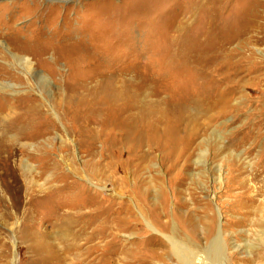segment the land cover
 I'll list each match as a JSON object with an SVG mask.
<instances>
[{
  "label": "rangeland",
  "instance_id": "rangeland-1",
  "mask_svg": "<svg viewBox=\"0 0 264 264\" xmlns=\"http://www.w3.org/2000/svg\"><path fill=\"white\" fill-rule=\"evenodd\" d=\"M249 8L244 2L214 6L209 0H0V19H11L13 24L10 35L0 38V65L5 67L0 73V106H8L1 117L10 121L33 103L37 120L46 124L34 133L37 141H18L30 143L21 157L36 174L26 172L20 161L6 167L19 211L7 219L0 210V264H45L29 241L36 224L30 223L27 210L34 198L71 184L78 188L74 190L80 192L78 197L86 191L91 201L116 212L124 201L132 208L129 223L112 232L118 253L113 264H184L175 256L171 238L196 251L193 264H264V182L252 179L264 162V121L255 134L248 135L245 128L258 120L251 114L256 116V105L245 104L238 114H226L205 132L190 136L185 130H172L170 141L176 146L195 136L185 154L175 151L170 160L158 152L139 169L118 174L98 156L102 140L96 144L86 138L99 130L91 124L96 117L93 105L107 99L114 85L146 84L143 98L149 106L156 101L151 89H169L176 81L183 84L175 81V75L191 76L195 59L210 65L209 57L219 54L226 27L237 29L246 23ZM256 10L263 13L264 7ZM204 23L208 36L194 40L203 35L199 30ZM259 27L246 36H258L256 43L230 49L251 55L260 70L255 76L262 79L264 21ZM27 38L47 42L50 53L43 59L55 62V67L34 61L32 70L23 67L19 57H36L26 49L21 52L31 48ZM180 58L187 62L180 63ZM259 89L244 94L256 101ZM260 116L264 118V110ZM2 127L7 129L0 119ZM45 205L40 218L54 214ZM94 208L64 210L76 214ZM38 229L49 234L47 241L55 247L81 246L75 260L89 245L45 219Z\"/></svg>",
  "mask_w": 264,
  "mask_h": 264
},
{
  "label": "bare ground",
  "instance_id": "bare-ground-1",
  "mask_svg": "<svg viewBox=\"0 0 264 264\" xmlns=\"http://www.w3.org/2000/svg\"><path fill=\"white\" fill-rule=\"evenodd\" d=\"M209 1L214 6L218 2L220 4H229L232 1L244 2V4L250 5V8L247 9L250 19L246 23H241L242 25L237 29H235V25H231L229 28L226 27L217 49L219 54L210 55V65L205 60L198 61L195 59L191 68V76L187 77L185 73L175 75V81L180 80L183 84L176 81L169 89L166 86L151 89L152 94L149 93L156 101L149 106L144 103L143 97L145 95L143 91L147 88L144 83L137 85L127 83L116 84L109 91L107 99H101L93 105L91 112L93 111L94 116L97 118L95 117L91 124L95 125L99 130L95 131L94 129V135L89 134L90 136L85 135V137L87 136L86 138L90 143H96L97 140H102V148L98 156L103 160L107 159L109 161L108 167L110 166L115 174L139 169L145 162L153 159L154 155L158 152L159 154H164L167 159H170L175 151L179 152V156L181 153L185 154L193 143L195 136L193 138L189 137L186 142L183 140L184 144L181 143L180 147V144L176 146L175 143H171L170 138L172 132H178L177 129H182V131L189 132L190 136L196 132H205L226 114H238L245 104L256 105V116L253 113L251 114L255 117V120L256 118L258 119L256 122H252L250 126L247 125L245 127L248 135L250 133L255 134L254 132L260 128H258V125L260 123L262 124V120L264 121V118H261L263 116H260V113L264 110V89H259L261 85H264V82H262L264 78L258 79L255 76L260 70L252 63L251 55L237 54L230 49L232 45L238 47L240 45H246L248 47L252 43H256L258 36L256 37L254 34V37L247 38L246 36L250 33H255L260 28L259 23L261 24L264 21V12L260 13L257 12L258 10L255 11V8L264 7V0ZM206 25H203L202 28L198 25L199 27L196 30L201 28L199 31L203 32V35L195 36L194 40L198 38L199 41L200 38H206L208 36V34L207 36L204 35L207 31ZM227 25H230V23ZM12 27L11 19H0V38L8 37L10 35L9 29ZM4 29H6L5 33L3 32ZM244 32L247 33L244 34ZM35 39L27 38L31 48L21 49V52H23V49H26L28 50V55L32 57L36 56L35 60H31L24 55L19 57V61L23 63V67L28 71L32 70L33 61L36 65L41 64L46 66L47 64L55 67V62L47 63L43 59L49 52L47 42ZM9 40L10 43L15 42V39L10 38ZM19 43L20 39L16 44L19 45ZM195 50L193 49L190 52V56ZM179 62L183 64L187 62V59L180 58ZM4 69L5 67L0 65V73ZM40 74L43 75L42 73ZM250 88L252 91L253 89H259L258 92L260 91V97L256 101L254 99L250 101V96L244 94ZM234 101L236 103L232 104ZM7 108L8 106L1 105L0 113ZM25 110V113L16 115L10 121L3 120L0 114L1 122L5 123V126L7 125V129L0 128V210L7 219H12L16 215V212L19 211V204L17 207V203L13 199L14 192L11 189L12 186L8 183L10 175L7 168H10L11 163L20 161L26 172L36 174V170L30 167L21 157L24 154L23 149L27 144L30 146V143L20 145L18 141H29V139L37 141L40 138L34 133L37 128L43 129L46 125L45 121L41 122L37 120L36 114L38 111L35 104H27ZM101 117H107L109 120L105 121ZM103 137L105 138L103 139ZM84 150L86 151L88 149ZM62 161L57 164L60 165ZM258 167L261 170L257 169L252 179H261L260 182L263 183L264 162L260 165L258 164ZM74 187L75 185L71 184L68 186L64 185L59 189L53 188V190L44 196L36 197L30 202L26 216L30 223L33 222L36 224V230L31 232L29 241L33 244L35 252L39 256H43L45 264H113L114 257L118 253L113 249L115 240L112 232L121 230L123 225L128 222V216L131 218L133 215L132 208L128 205L127 201H124L120 203L119 211L116 212L112 206L104 207L102 202L94 203L91 201V197L86 191H83V194H80V197H78L80 192H75L78 188ZM14 197L16 199L17 195L15 194ZM83 198H86L85 202H82ZM42 205H45L47 210H52L54 212L53 216L40 218L42 215L41 210L44 211ZM93 206H95L93 210L84 213L71 214L64 210L69 207L71 210L79 211ZM115 212L118 215L117 218L116 216L113 217ZM44 219L53 228L61 229V231H65L66 233H72L76 238H83V244H89L84 252V258L80 254L79 260L74 259L80 253L81 246L68 244L69 246L63 248L51 245L53 243L48 242L49 240L47 241L49 234L46 231L38 229L40 221L43 222ZM22 229L25 231L24 229H27V227ZM90 229L91 231L88 232ZM170 242L172 244V250L179 261L184 264H193L194 260L197 259L196 251L190 249L187 245L179 243L174 238H171ZM99 244H103V246Z\"/></svg>",
  "mask_w": 264,
  "mask_h": 264
}]
</instances>
